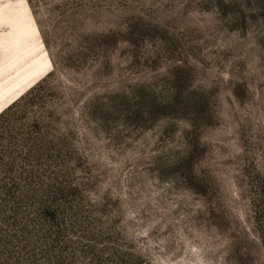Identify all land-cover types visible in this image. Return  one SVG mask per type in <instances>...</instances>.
Returning <instances> with one entry per match:
<instances>
[{
    "label": "rangeland",
    "instance_id": "374dc122",
    "mask_svg": "<svg viewBox=\"0 0 264 264\" xmlns=\"http://www.w3.org/2000/svg\"><path fill=\"white\" fill-rule=\"evenodd\" d=\"M152 3L0 0V264H264V0Z\"/></svg>",
    "mask_w": 264,
    "mask_h": 264
},
{
    "label": "snow or ice",
    "instance_id": "6c2138e0",
    "mask_svg": "<svg viewBox=\"0 0 264 264\" xmlns=\"http://www.w3.org/2000/svg\"><path fill=\"white\" fill-rule=\"evenodd\" d=\"M59 2V0H57ZM150 7H155L152 3V0H147ZM163 3L166 5L168 0H163ZM43 119L40 113H33L32 123L36 124ZM93 195L90 196L93 203L97 202L101 199H107L109 189L104 188H93ZM96 231H99L98 229ZM80 238L77 239V242ZM97 245V241L92 239L91 246L86 242L82 248L73 250V264H105L103 257L105 253L108 251L107 248L101 242L99 246ZM114 264V262H113Z\"/></svg>",
    "mask_w": 264,
    "mask_h": 264
}]
</instances>
